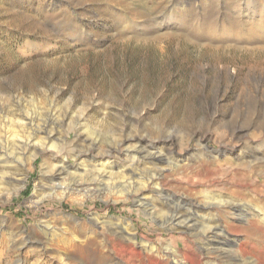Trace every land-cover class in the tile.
Wrapping results in <instances>:
<instances>
[{
    "label": "rangeland",
    "instance_id": "374dc122",
    "mask_svg": "<svg viewBox=\"0 0 264 264\" xmlns=\"http://www.w3.org/2000/svg\"><path fill=\"white\" fill-rule=\"evenodd\" d=\"M158 1L0 0V127L24 114H49L55 104L74 120L84 118L103 146L138 136L155 152L152 144L174 136L175 144L166 141L161 149L175 160L195 158L204 146L216 153L226 148L217 166L168 174L166 193L187 196L195 211L206 194L219 193L264 213V163L235 164L239 155L247 162L264 158V39L244 37V30L230 35L226 28L211 39L214 46L205 45L203 30L195 29L209 12H189L185 0L152 9ZM161 11L175 23H154ZM119 14L126 22H118ZM80 128L77 123L64 132L68 151ZM42 161L36 159L19 194L0 197V264L172 263L144 252V241L161 251L171 246L188 263L250 264L252 256L264 264L261 219L252 228L241 219L228 221L230 239L239 235L251 243L240 256L229 243L166 231L134 200L107 190L91 195L75 185L72 193L36 206L31 196ZM122 218L132 221L139 245L120 243Z\"/></svg>",
    "mask_w": 264,
    "mask_h": 264
},
{
    "label": "bare ground",
    "instance_id": "6f19581e",
    "mask_svg": "<svg viewBox=\"0 0 264 264\" xmlns=\"http://www.w3.org/2000/svg\"><path fill=\"white\" fill-rule=\"evenodd\" d=\"M161 2L164 0H159L157 4L153 3L152 9L157 10ZM173 2L174 7L183 6L180 1ZM185 2L187 5L184 9L189 12L195 14L203 13L204 10L209 12L203 16L204 24L198 23L195 29L196 32L203 30L200 40L205 42V45L214 46L211 39L220 36L226 28L230 29V35L244 30V37L252 35L264 39V0H185ZM125 18H127L125 14H119L116 19L124 23ZM175 21L176 18L170 20V16L164 11L154 19V23L160 26ZM221 44L223 42L219 43ZM219 45L215 47L219 49ZM262 46L260 43L259 47ZM84 121V118L74 120L71 112L63 111L55 104L51 106L49 114L41 112L37 116L36 113H30L24 114L17 121L12 119L6 123L3 121L5 124L0 127L5 133L0 137V197L6 201L19 194L26 187L28 173L34 167V162L41 156L42 177L35 183L31 196V202L36 206L45 199L72 193L76 189L75 185L91 195L107 190L110 194L127 196L134 200L150 215L159 218L166 231L189 232L206 237L208 242L229 243L240 256L249 252L248 247H252L250 242H242L239 235L230 239L227 230L232 225L228 221L241 219L252 228L257 220H264V213L258 212V209H250L249 205L241 203L235 197H226L219 193L206 194L204 201L197 204L198 211H195L192 206L195 204L187 200V196L176 197L168 194L164 187L168 174L176 175L183 172L185 167L188 170L192 166L200 167V170L208 168L218 161L219 156H226L230 150L224 148L217 153L207 152L208 147L204 146V150L195 158L190 156L175 160L169 155L165 156L161 149L166 141L170 143L169 146H173L176 142L174 136L152 144L155 152L142 143L141 137L138 136H127L115 144L103 146ZM77 123L81 124V128L72 152L67 150L64 132ZM250 123L251 121H246L245 125L249 126ZM246 145L249 149L250 143ZM262 155L264 157V154ZM240 157L241 155L235 159L236 166L264 163L262 157L248 162L241 160ZM70 159H75L76 164H72ZM214 211H217V214H213ZM219 213H225L227 220ZM119 220L122 233L125 234L119 238L120 243L124 244L126 241L129 247L139 245L132 221L125 218ZM209 245L204 248L211 250L213 254L216 248ZM139 246L144 252L156 253L162 258L165 257V260H171V264H202L199 258L193 259L190 263L179 259V252L171 246H167L165 251H161L162 249L149 241H144ZM221 251L218 255L220 257L224 256V251ZM225 256L227 260L232 259L231 255ZM247 260L250 264H259V260L252 256Z\"/></svg>",
    "mask_w": 264,
    "mask_h": 264
}]
</instances>
